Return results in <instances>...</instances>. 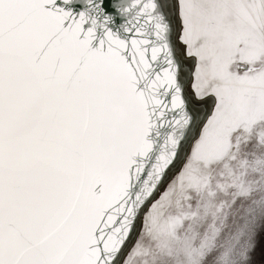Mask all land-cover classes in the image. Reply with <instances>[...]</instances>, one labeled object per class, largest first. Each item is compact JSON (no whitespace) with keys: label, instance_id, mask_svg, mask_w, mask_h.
<instances>
[{"label":"snow or ice","instance_id":"obj_1","mask_svg":"<svg viewBox=\"0 0 264 264\" xmlns=\"http://www.w3.org/2000/svg\"><path fill=\"white\" fill-rule=\"evenodd\" d=\"M0 264H264V0H0Z\"/></svg>","mask_w":264,"mask_h":264}]
</instances>
